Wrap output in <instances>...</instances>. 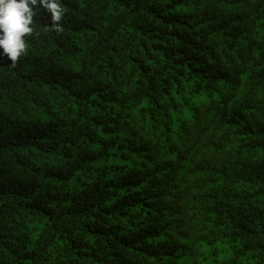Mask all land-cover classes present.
Returning <instances> with one entry per match:
<instances>
[{"label":"trees","instance_id":"obj_1","mask_svg":"<svg viewBox=\"0 0 264 264\" xmlns=\"http://www.w3.org/2000/svg\"><path fill=\"white\" fill-rule=\"evenodd\" d=\"M62 5L0 49V264H264V0Z\"/></svg>","mask_w":264,"mask_h":264},{"label":"clouds","instance_id":"obj_2","mask_svg":"<svg viewBox=\"0 0 264 264\" xmlns=\"http://www.w3.org/2000/svg\"><path fill=\"white\" fill-rule=\"evenodd\" d=\"M41 10L51 17V28L61 31L66 9L62 0H0V49L13 64L27 52V37L34 32V17Z\"/></svg>","mask_w":264,"mask_h":264},{"label":"rangeland","instance_id":"obj_3","mask_svg":"<svg viewBox=\"0 0 264 264\" xmlns=\"http://www.w3.org/2000/svg\"><path fill=\"white\" fill-rule=\"evenodd\" d=\"M212 248H213V246H209L207 249L205 248V251H207L209 254L208 261L209 262L212 261L213 263H216V261H215L216 258H218V257H220V255L224 254V251H223V249H221V247H215L218 250H216L215 251L216 253H214V252H211Z\"/></svg>","mask_w":264,"mask_h":264}]
</instances>
